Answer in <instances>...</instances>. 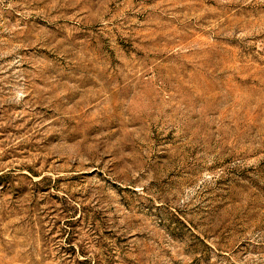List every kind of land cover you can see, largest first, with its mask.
<instances>
[{
  "label": "rangeland",
  "instance_id": "374dc122",
  "mask_svg": "<svg viewBox=\"0 0 264 264\" xmlns=\"http://www.w3.org/2000/svg\"><path fill=\"white\" fill-rule=\"evenodd\" d=\"M0 264H264V0H0Z\"/></svg>",
  "mask_w": 264,
  "mask_h": 264
}]
</instances>
